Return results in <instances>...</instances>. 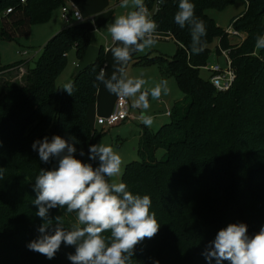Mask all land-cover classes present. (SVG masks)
<instances>
[{
    "label": "trees",
    "instance_id": "trees-1",
    "mask_svg": "<svg viewBox=\"0 0 264 264\" xmlns=\"http://www.w3.org/2000/svg\"><path fill=\"white\" fill-rule=\"evenodd\" d=\"M24 1L0 0V40L29 32L66 6V0ZM236 1L190 0L207 29L199 55L191 51L190 28L181 29L174 22L179 0L144 2L148 10L159 4L153 16L158 30L172 35L178 50L170 59L146 56L137 65L165 67L162 76L174 78L185 98L171 110L168 123L157 131L143 129L139 160L124 168L122 182L134 194L151 198L150 211L160 224L153 238L136 246L132 264H209L202 253L219 230L244 223L251 237L264 227V49L257 54L255 46L256 38L264 36V0H243L247 10L231 26L246 38L236 46L207 14ZM10 8L13 12L5 15ZM92 34L85 26L61 31L44 47L34 68L26 62L2 66L0 60V76L27 67L19 81H0V264H72L68 256L75 254V246L62 243L52 259L27 247L41 235L38 228L43 223L32 203L35 179L40 169L58 166L55 158L41 161L32 144L54 135L69 142L75 137L74 155L85 163L79 148L93 145L97 135L88 111L97 101L101 83L95 77L106 63L105 47L96 63L73 77V95L61 91L57 80L72 50L78 60L84 57L93 45ZM216 39L217 56L229 50L236 71L227 92H218L210 78L201 76L210 66V45ZM50 215L61 217L66 229L75 223L73 213L64 208L52 209Z\"/></svg>",
    "mask_w": 264,
    "mask_h": 264
},
{
    "label": "clouds",
    "instance_id": "clouds-1",
    "mask_svg": "<svg viewBox=\"0 0 264 264\" xmlns=\"http://www.w3.org/2000/svg\"><path fill=\"white\" fill-rule=\"evenodd\" d=\"M120 7L132 10L116 16L107 25L114 45L110 49L114 70L106 77L102 68L95 79L109 93L130 101L132 108L141 109L140 122L151 127L155 118L148 114L149 97L159 100L167 96L171 91L169 82L162 79L150 88L145 87L148 81L143 73L130 75L128 65L133 53H144L156 44L158 25L150 17L144 0H121ZM174 22L181 29L186 25L190 28L191 51L196 55L203 52L207 29L195 15V4L179 0ZM255 46L264 49V36L256 38ZM61 90L73 95L74 83H64ZM70 140L54 135L51 140L44 137L32 144L41 161L48 163L55 158L58 166L40 169L35 179L36 198L32 203L37 206L36 215L43 223L38 228L41 235L27 247L52 259L64 243L75 246V254L68 256L72 264H132L136 246L145 238H153L160 229L155 213L150 211L151 198L134 194L126 183L115 179L122 175L123 160L113 147L104 143L90 145L89 160L98 161V166L93 167L75 157V137ZM80 154L84 155L82 151ZM57 208L75 214V223L70 229L64 227L61 217H51L50 210ZM202 254L209 264L213 259L216 264L223 261L264 264V227L250 237L246 224H229L218 231Z\"/></svg>",
    "mask_w": 264,
    "mask_h": 264
},
{
    "label": "rangeland",
    "instance_id": "rangeland-1",
    "mask_svg": "<svg viewBox=\"0 0 264 264\" xmlns=\"http://www.w3.org/2000/svg\"><path fill=\"white\" fill-rule=\"evenodd\" d=\"M146 0H144L145 2ZM121 0H67V7L76 8L82 18V22H78L75 19H72L71 22H67L63 18V9L55 10L52 14L51 19L42 24H35L31 27V30L27 33H16L13 40H0V60L2 66H9L16 63H21L25 61H29V66L34 68L36 62L40 59L42 55V51L47 43L58 33L61 31L71 27V26H85L93 30L92 41L97 42L98 45H104L107 48V41L111 40L110 33L107 30V25L111 24L114 18L121 14H126L127 11L132 10L124 9L120 7ZM157 3L153 6L151 10H149L150 17L156 12ZM247 10V4L243 0H238L232 5L228 6L223 10H209L207 14L216 20L217 24L227 31H235L231 22L239 17L241 14L245 13ZM242 39L237 37L229 36V40L231 45L236 46L241 44L245 38L246 34L241 33ZM156 50L153 54V57H165L166 59H170L173 57L178 50V45L176 42L169 38L168 36L163 39H156ZM219 40L216 39L211 45L212 55L209 61V65L220 64L222 66L226 65L224 57H219L216 54V49L218 47ZM262 49L257 50V54ZM23 52H27L28 54H23ZM109 54V53H108ZM108 54H106V63L108 62ZM149 57V54H139L137 57L132 58V61L128 65L129 74L132 76H138L143 73V77L147 76L148 78L158 76L160 80L164 75L162 71L164 68L162 65H153L148 67H143L141 65H137V62H144L145 58ZM77 55L76 51L72 50L69 54V64L62 75L57 80V86L61 90V87L64 83L68 81H72L74 77V61L76 60ZM26 72V70H25ZM25 72H17V71H8L4 75L0 76V81L6 80V78L18 80V77H22ZM163 75V76H162ZM210 72L207 69L201 70V76L204 79L210 78ZM161 76V77H160ZM5 77V78H3ZM167 78V77H166ZM165 78V79H166ZM168 79V78H167ZM171 82H173L177 88V92L180 99L185 98L183 93L180 91L176 80L170 77ZM19 81V80H18ZM154 85L153 83L149 84ZM63 91V90H61ZM110 96L107 98V101L104 102V107L107 108L112 101L110 99H116L118 102L119 97L114 94H109ZM150 108L148 109V114L154 116V123L156 125L161 120L162 114L165 110V106H163L161 102V98L159 100H152L149 97ZM116 102V104H117ZM130 109H132L130 107ZM135 111L132 113L133 120H128L126 122L121 123L120 125L114 127H107L105 131H98V135H96L94 144L104 143L105 145H109L114 148L118 152V154L122 157L123 166H122V175L117 177L118 181H122V177L124 174V168L127 164L139 160L138 149H139V135L143 131V129L148 128L153 131H157L161 125L153 128L146 127L139 120V115L141 109L133 108ZM165 113V112H164ZM107 117V116H106ZM105 118V117H103ZM165 122L170 121L169 118H164ZM167 122V123H168ZM87 153L83 155L85 163H89V157ZM93 166H98V161H92ZM74 218L75 214L73 213Z\"/></svg>",
    "mask_w": 264,
    "mask_h": 264
},
{
    "label": "built area",
    "instance_id": "built-area-1",
    "mask_svg": "<svg viewBox=\"0 0 264 264\" xmlns=\"http://www.w3.org/2000/svg\"><path fill=\"white\" fill-rule=\"evenodd\" d=\"M25 1L23 0V3ZM158 7L159 4H157V9L156 12L158 11ZM63 18L67 21V22H71L72 19L77 20L78 22H82L83 18L80 14V12L74 8V7H63ZM149 11V10H148ZM13 12V9H8L5 12V15H9ZM155 12V13H156ZM154 13V14H155ZM153 14V16H154ZM151 17L152 19H154V17ZM227 33L231 36L237 37L239 39H242V35L240 32L237 31H227ZM156 39H163L165 37H169V38H173L172 35L170 34H166V33H162L161 31L158 30L157 28V32L155 34ZM110 48H105V52L108 53ZM230 51L229 50H222L221 52V57H224L226 65L222 66L220 64H214V65H210L204 69H207L210 74H211V78L210 81L212 83V85L214 86V88L218 91V92H227L229 90L232 89L234 82L236 80V71L233 68V62L229 56ZM23 54H28L27 52H23ZM167 116L171 117V111L167 112ZM128 120H133V116H132V112L130 109V102L123 100L121 98L118 99V102L116 104V108L115 111L108 117L106 118H99L98 119V124L100 126H104V127H114L117 126L123 122H126Z\"/></svg>",
    "mask_w": 264,
    "mask_h": 264
},
{
    "label": "crops",
    "instance_id": "crops-1",
    "mask_svg": "<svg viewBox=\"0 0 264 264\" xmlns=\"http://www.w3.org/2000/svg\"><path fill=\"white\" fill-rule=\"evenodd\" d=\"M66 6H67V0H66ZM93 45L97 46V47L104 46V45H98L97 42H94ZM218 45H219V43H218ZM112 46H114V45H113V41L111 39L109 42L107 41V47L111 49ZM156 48H157L156 45H154L150 50H146L144 53H133V56L137 57L139 54H149V57H153L154 56L153 54L155 53ZM110 49L108 51L109 54L106 53L109 56L108 57V62L105 63L104 68H103L105 73H106V77H110L111 73L114 70L113 65H114L115 61L113 59V56H112V53H111ZM68 59H69V56H68ZM25 62L29 63V61H25ZM78 62H79V60L76 58V60L74 61V66L75 67L78 64ZM26 69H27V67L23 66V67H21L20 71L25 72ZM20 71L17 70V72H20ZM161 78L165 79V77H161ZM167 78H166V80L169 82V86H170L171 91H170V93L167 96H162L161 97V102H160L163 106H165V110H164L165 113L163 112L161 120L159 121V123L157 125H156V123H153V125H152L153 128L158 127L159 124L161 126L166 124L168 121L165 122L164 118H169L170 119V117L167 116V112L173 110V108L175 107V105L177 103H180V102H182L184 100V98H182V97L177 100V98H179V95H178V92H177V88H176L175 84L173 82H171L170 77H167ZM210 78H211V75H210ZM145 79L148 81V84L145 87H148V88L154 86V85L150 86L149 85L150 83L154 82V84H155L156 82L160 81V78H158V76L151 77V78H148L147 76H145ZM109 94L110 93L107 91V89L101 83L100 88L98 90L96 104H94L88 111L89 123H90L92 129L94 131H96L97 135H98V131L99 130L105 131V128H107V127H104V126H100L98 124V119L99 118H103V117L106 118V116L107 117L110 116L115 111V108H116V102H117L116 99H112V100L110 99V101H112V103L107 108H105L103 106L104 102L107 101V98L110 96ZM130 107H131V102H130ZM134 111H135V109L133 110V108H132L131 112L133 113ZM140 135H141V133H140ZM140 135H139V138H140ZM88 147H89V144L82 145L79 148L80 153L82 151L83 153L86 154L87 150H88ZM81 157L84 160L83 155H81Z\"/></svg>",
    "mask_w": 264,
    "mask_h": 264
},
{
    "label": "water",
    "instance_id": "water-1",
    "mask_svg": "<svg viewBox=\"0 0 264 264\" xmlns=\"http://www.w3.org/2000/svg\"><path fill=\"white\" fill-rule=\"evenodd\" d=\"M262 14H264V7L262 9ZM101 55V47L92 45L84 55V57L79 60L78 64L75 67L74 78L79 76L83 71L90 68L94 63L99 60Z\"/></svg>",
    "mask_w": 264,
    "mask_h": 264
}]
</instances>
